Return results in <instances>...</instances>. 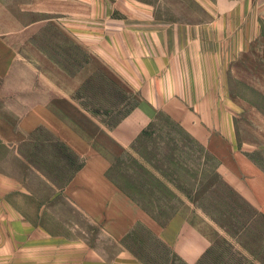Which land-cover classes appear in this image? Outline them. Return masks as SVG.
Masks as SVG:
<instances>
[{"label":"crops","instance_id":"0c3cea01","mask_svg":"<svg viewBox=\"0 0 264 264\" xmlns=\"http://www.w3.org/2000/svg\"><path fill=\"white\" fill-rule=\"evenodd\" d=\"M44 1L53 3V8L41 12L52 14L59 34L83 47L91 69L84 70L83 81L75 76L60 80L59 85L38 76L39 83L48 84L51 96L39 94L40 102L21 112L17 129L0 128V140L14 146L41 130L67 148L80 165L71 169L62 187L49 184L48 197L41 188L31 191L25 175L0 171V212L4 213L0 227L7 228L0 233L5 237L0 245L5 257L21 259L23 264H149L132 247L129 235L137 227H157L158 222L110 171L158 116L166 117L202 147L213 159L214 176L264 215V170L239 150L234 124L237 107L230 89L236 83L232 77L237 78L239 57L264 38V0H196L208 20L195 25L157 21L152 9L137 0ZM14 63L11 50L0 52V77L5 83L13 76ZM94 72L127 91L136 103L117 125L99 127L96 136H89L78 124L77 117H87L88 112L76 102L75 92ZM21 101L24 108L26 100ZM9 107L4 110L18 116ZM42 181L46 183L45 177ZM19 197L22 205L24 199L37 200L33 223ZM62 198L65 203L57 200ZM63 204L99 228L100 243L108 248L95 250L91 242L70 239L63 243L61 237L52 236L42 217L51 208L60 212ZM194 208L183 204L159 230L171 256L183 264H199L216 239L215 224ZM54 221L60 225V219ZM31 228L39 231L32 242Z\"/></svg>","mask_w":264,"mask_h":264},{"label":"rangeland","instance_id":"374dc122","mask_svg":"<svg viewBox=\"0 0 264 264\" xmlns=\"http://www.w3.org/2000/svg\"><path fill=\"white\" fill-rule=\"evenodd\" d=\"M137 1L149 6L157 21L195 25L208 20L196 0ZM52 8L53 3L44 0H0V52L6 48L11 50L15 60L11 79L5 83L0 77L1 129H17L21 112L40 102L39 94L44 98L51 96L48 84L39 83L38 76L46 81L56 80L59 85L60 80L75 76L83 81L87 73L84 70L91 69L86 65L89 56L83 47L72 37L59 34L52 14L41 12ZM235 66L237 78L232 79L236 83L230 89L237 107L234 117L237 143L239 150L264 170V38L251 44ZM82 71L84 75L80 76ZM75 93L76 102L88 112L87 117L82 114L77 117L78 124L89 136H96L99 127L117 125L136 103L127 91L111 84L101 74L85 80ZM21 99L26 100L24 108ZM9 105L18 116L4 110ZM79 165L67 148L41 130L14 146L0 140V171L16 177L25 175L31 191L41 188L46 197L52 187L49 184L62 187L71 169ZM214 169L209 154L164 116H158L153 127L144 131L131 149L113 164L111 176L125 184L132 196L150 209L149 217L158 222L157 227L149 230L137 227L129 235L132 247L149 264H183L171 256L170 249L160 239L159 230L187 202L217 228L215 242L199 264H264V215L215 177ZM37 171L42 180L45 177V184L36 175ZM134 182H137L135 188ZM57 200L65 203L64 199ZM19 202L22 203L20 197ZM21 207L33 223L37 218V200L24 199ZM42 218L49 226L47 231L61 237L63 243L76 239L91 242L95 250L108 248L100 243V229L79 213L75 214L69 205L63 204L60 212L51 208ZM54 218L60 219V225L55 224ZM6 229L3 225L0 233ZM28 233L30 242L36 241L38 229L31 228ZM2 234L0 241L5 239ZM0 246V264H23L21 259L12 261L5 257L4 245ZM78 264L86 263L79 261Z\"/></svg>","mask_w":264,"mask_h":264}]
</instances>
